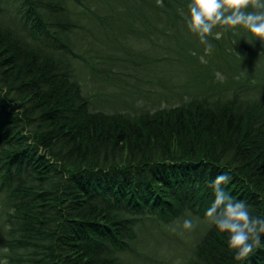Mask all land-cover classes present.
I'll return each mask as SVG.
<instances>
[{"label": "trees", "instance_id": "trees-1", "mask_svg": "<svg viewBox=\"0 0 264 264\" xmlns=\"http://www.w3.org/2000/svg\"><path fill=\"white\" fill-rule=\"evenodd\" d=\"M187 2L0 1V193L15 246L29 254L19 264H129L156 227L186 218L205 223L186 264H264V233L236 261L205 216L210 185L226 173L224 191L264 218V45L243 28L208 37L226 74L216 88L189 72L212 69L196 54L207 45L184 25ZM153 37L169 54L145 52ZM75 60L89 70H183L187 87L203 91L152 111L92 110Z\"/></svg>", "mask_w": 264, "mask_h": 264}, {"label": "rangeland", "instance_id": "rangeland-1", "mask_svg": "<svg viewBox=\"0 0 264 264\" xmlns=\"http://www.w3.org/2000/svg\"><path fill=\"white\" fill-rule=\"evenodd\" d=\"M5 6L7 2L15 0H0ZM12 10L13 5H7ZM80 42H86L87 35L80 34ZM144 42L146 51L153 57L169 54L168 44L162 40ZM164 40V38H163ZM212 47H214L212 45ZM209 50L204 46L202 51L196 52L200 63L209 66L212 70H189L191 74H202L207 82H216V88L224 85L226 74L218 70V57L214 56L213 48ZM124 50H121L123 53ZM77 62L76 78L82 85L84 93L90 96L92 110L105 112L128 111L137 113L141 110H154L158 107L179 104L181 100L188 99L190 90H201L203 87L196 85L187 87L189 78L185 77L183 70H136L135 67L115 68L113 70H89L87 66ZM108 63H99L100 66ZM178 64V63H175ZM178 68L182 67L178 64ZM106 68V67H104ZM187 76V75H186ZM191 83V82H190ZM138 89L142 95H136ZM197 93L196 95H198ZM0 193V261L7 260V264H19L18 260H26L29 256L25 247L15 246L18 232L13 231V223L9 218L12 208L7 207V199ZM183 222V220H182ZM182 222L163 225L154 229L155 237L148 238L139 257H130L128 263L133 264H186L194 237L204 228L201 220L193 221L196 225L192 230H183ZM23 254V258H20ZM26 263V261H25Z\"/></svg>", "mask_w": 264, "mask_h": 264}, {"label": "clouds", "instance_id": "clouds-1", "mask_svg": "<svg viewBox=\"0 0 264 264\" xmlns=\"http://www.w3.org/2000/svg\"><path fill=\"white\" fill-rule=\"evenodd\" d=\"M163 7V0H156ZM251 9V10H250ZM184 25L210 50L208 37L219 40L226 31L243 28L252 38L264 45V0H188L186 11H181ZM214 29H220L214 31ZM230 175L220 173L210 187L214 191V200L206 210L205 216L210 225L221 233L227 234V248L234 252L233 259L242 261L261 247V234L264 233V218L255 217L249 212L242 200H234L224 191L222 185L230 181ZM196 225L186 218L182 222L183 230H192ZM7 264V260L0 261Z\"/></svg>", "mask_w": 264, "mask_h": 264}]
</instances>
